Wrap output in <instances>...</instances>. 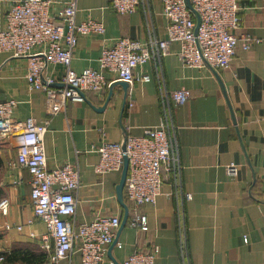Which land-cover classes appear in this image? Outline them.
Listing matches in <instances>:
<instances>
[{
  "label": "crops",
  "instance_id": "crops-1",
  "mask_svg": "<svg viewBox=\"0 0 264 264\" xmlns=\"http://www.w3.org/2000/svg\"><path fill=\"white\" fill-rule=\"evenodd\" d=\"M12 1L0 0V30ZM52 1L58 2L56 12L69 0ZM75 2L76 23L91 19L105 28L101 36L78 37L70 64L76 73L97 70L102 49L117 39L143 41L149 34L166 38L168 21L155 0L145 1L130 15L116 14L110 0ZM238 6L241 26L235 35L239 48L228 69L184 68L176 55L177 44H170L161 60V86L167 92H189V99L171 111L180 179L177 186L163 183L154 206L140 207L148 232H138L127 222L118 236L121 247L113 246L103 264H122L135 251L148 253L154 246L158 248L156 264H264V42L241 49L245 35L264 40V0H238ZM26 64V59L0 53V103L17 102L16 120L33 118L43 123L47 119L45 96L28 89ZM47 72L59 77L63 68L57 65ZM142 75L150 80L129 86L125 101L122 88L115 86L107 102L108 87L86 94L81 103L68 101L50 121L44 136L47 167L52 170L68 164L79 175L77 208L70 220L74 226L103 214L122 221L123 209L116 196L121 174L97 175L94 166L99 157L94 150L103 140L123 142L160 124V82L154 65L137 68L135 77ZM105 77L116 79L114 74ZM16 153L13 139L0 143V201H8L6 213L0 212V253L17 245L39 247L46 233L33 214L30 176L15 165ZM230 164L238 167L235 177L226 174ZM123 201L126 204L124 197ZM5 225L10 228L5 230ZM181 229L185 255L179 246ZM61 264H79V256Z\"/></svg>",
  "mask_w": 264,
  "mask_h": 264
},
{
  "label": "built area",
  "instance_id": "built-area-1",
  "mask_svg": "<svg viewBox=\"0 0 264 264\" xmlns=\"http://www.w3.org/2000/svg\"><path fill=\"white\" fill-rule=\"evenodd\" d=\"M145 1L150 0H110V8L118 15H130ZM155 1L161 5L162 14L168 21L165 39L152 34L143 41L117 39L102 49L97 70L85 69L80 73L70 68L78 37L101 36L105 28L102 23L91 19L76 23L75 0L65 2L56 12H53L58 5L56 1L13 0L4 16L0 53L26 59L28 89L45 96L47 119L43 123H37L33 118L16 120L13 114L17 102L0 103V143L15 141V165L30 176L33 214L46 228L38 246L48 254L47 264H61L73 255L79 256V264H103L121 224L118 216L109 214L98 215L78 226L71 223L77 208L75 194L80 186L79 175L68 164L52 170L47 167L44 136L51 119L64 110L68 101L81 103L86 94L99 93L114 82H124L128 86L135 81L148 82L147 75L135 77L136 69L147 63L154 65L160 82V62L168 55L170 44L178 45L176 55L182 67L215 72L228 69L239 48L235 35L241 26L238 0H189L190 9L185 0ZM263 42L245 35L241 49L247 51ZM57 65L63 68L59 77L47 72L49 67ZM105 74H114L116 79L107 81ZM188 99L187 90L167 92L160 82V124L143 130L139 136H128L123 142L103 140L94 150L99 157L94 172L100 176L121 174L124 158L127 159L123 187L131 202L127 222L138 232H148L147 217L140 207L154 206L163 183L171 181L177 186L180 179L181 165L171 111L172 106L182 105ZM132 106L133 103L129 102L128 108ZM237 173L235 164L226 167L228 176L235 177ZM7 207L8 201L1 200L2 214L6 213ZM9 228L4 226L5 230ZM114 246L121 247L118 242ZM179 246L185 255L182 229ZM157 254L156 246L148 253L135 251L122 264H156Z\"/></svg>",
  "mask_w": 264,
  "mask_h": 264
},
{
  "label": "trees",
  "instance_id": "trees-1",
  "mask_svg": "<svg viewBox=\"0 0 264 264\" xmlns=\"http://www.w3.org/2000/svg\"><path fill=\"white\" fill-rule=\"evenodd\" d=\"M123 197L130 208L131 202L123 192ZM0 264H47L48 254L36 245L24 244L13 246L8 252L0 253Z\"/></svg>",
  "mask_w": 264,
  "mask_h": 264
},
{
  "label": "water",
  "instance_id": "water-1",
  "mask_svg": "<svg viewBox=\"0 0 264 264\" xmlns=\"http://www.w3.org/2000/svg\"><path fill=\"white\" fill-rule=\"evenodd\" d=\"M185 3H186V6L190 9L191 6H190L189 0H185ZM214 74H215V76L217 78V75H216L215 72H214ZM115 86H120L122 88L123 97H124V101H125V99L127 97V94H128V88H129L128 84L124 83V82H114V83H112L109 86V95H108V98H107V102L109 101V99H110V97L112 95V89ZM83 98H84V96H83ZM84 100L86 101L85 98H84ZM103 109H104V107H102V108H100L98 110L102 111ZM231 119H232V124L236 125V121H235V118H234V115H233L232 112H231ZM124 148L125 147H124V144H123V149ZM127 170H128V161H127L126 158H124L123 167H122V171H121V175H120V180H119L118 185L116 186L117 201H118L119 205L121 206V208L123 209V218H122L118 233L116 235V238H115L113 244L109 247L108 254L110 253V250L113 248V246L116 244V242L118 241L119 233L122 230V228L125 226V224L127 223V220H128V206L123 201V187H124V182H125V179H126V176H127Z\"/></svg>",
  "mask_w": 264,
  "mask_h": 264
}]
</instances>
